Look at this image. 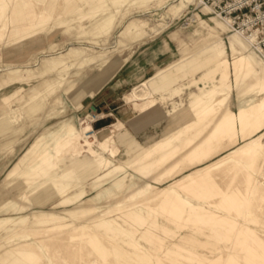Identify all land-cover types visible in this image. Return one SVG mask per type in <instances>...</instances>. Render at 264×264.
<instances>
[{
  "label": "rangeland",
  "instance_id": "obj_1",
  "mask_svg": "<svg viewBox=\"0 0 264 264\" xmlns=\"http://www.w3.org/2000/svg\"><path fill=\"white\" fill-rule=\"evenodd\" d=\"M228 9L227 0H0V125L7 126L0 132V217L14 218L0 219V264H264V79L249 69L235 73L230 64L251 50L261 65L264 58L252 41L248 45L234 33L244 29H237V22L231 28L222 24L236 13ZM252 33L255 37L254 31L245 35ZM183 45L204 50L164 71L182 93L172 103L165 98L139 112L124 94L157 65L177 61ZM124 58L100 90L79 99L90 82ZM219 60L222 73L215 87L190 85ZM207 89L177 124L170 112ZM218 99L228 101V112L199 122V109ZM238 108L247 116L226 126L223 121ZM84 119L93 127L85 138L80 135ZM101 119L107 122L102 127ZM118 120L141 145L185 126L182 145L195 152L214 146L210 156L169 157L178 173L149 178L155 188L133 197L136 210L147 208L165 220L124 221V210L106 213L117 207V198H106L114 178L137 179L132 165L138 156L117 162L128 155L110 125ZM63 121L70 122V131L62 129L57 144L80 153L62 154L50 174L28 184L38 150ZM112 133L114 141L105 146L94 141L93 134L100 141ZM189 137L195 140L189 143ZM90 146L91 158L102 164L83 175L67 159L88 156ZM25 154V163L8 176ZM68 175L73 183L60 194L53 177ZM45 192L49 195L42 199ZM81 193L94 199L97 209L69 216L65 209L77 207ZM105 218H116L119 228Z\"/></svg>",
  "mask_w": 264,
  "mask_h": 264
},
{
  "label": "crops",
  "instance_id": "obj_2",
  "mask_svg": "<svg viewBox=\"0 0 264 264\" xmlns=\"http://www.w3.org/2000/svg\"><path fill=\"white\" fill-rule=\"evenodd\" d=\"M242 40V39H241ZM202 49L200 46L195 45L190 49H186V47L183 45L178 49V53L180 54V57L177 61L173 63H169L168 65L161 67L163 65H157L155 69L145 78H143L140 82L133 85L130 92H127L124 94V97L126 100H132L134 107L138 109L139 112L145 111L146 109L154 106L158 101L164 100L165 98H170L171 103L174 100V97L180 95L182 93L181 85H179L178 82L171 83V77L173 75L165 74L164 71L169 69L174 64L181 62L188 58L189 56L193 55L196 52H199ZM205 58L204 56L202 57ZM126 58L118 61L116 66L111 71H105L98 75V77L93 81L90 82L88 86L84 89V91L81 93L80 98L83 96H93L100 88L119 70L121 65L125 62ZM171 61V60H170ZM222 60H219L216 62L211 68H209L206 72H204L202 75H200L198 78H194L193 81L190 83V85H198V87L201 88H207L209 84H213L215 87L218 82V77L221 76L222 69L219 65H221ZM159 67V68H158ZM121 70V69H120ZM90 80V79H89ZM170 81V82H169ZM189 86V85H188ZM143 87V88H142ZM144 90V91H141ZM207 89L206 91H202L200 94H195L192 96L190 100V104L188 106H185L183 109L180 108H174L170 113H173L177 124L181 123L182 120L185 118L186 113L194 106V104L199 101V99L208 93ZM146 93V94H145ZM141 100V101H138ZM168 111V110H167ZM86 116H95L92 113H87ZM81 122V120H80ZM84 122L86 123L87 127V133H90L93 131L92 123L89 119H84ZM106 119H101L99 121L100 127L106 125ZM122 122L120 120L112 122L110 125L112 127H116L117 138L125 143L126 145V152L128 153L127 157L124 160H119L117 162L120 163H127L131 160H133L135 157H137L136 161L133 163V173L137 176V179L130 177L126 179V174H121L118 177L114 178L113 184H112V190H109L107 200H111L114 198H117L115 204L116 209H108L106 213L110 214L113 212H118L121 210H124L125 214L123 220H149L151 221L152 218L155 220H165L164 217L160 216H151L154 212L147 208H142L139 210H136L137 207H139L138 202L133 203V200L135 195L144 194L147 190L150 188H155V186L150 182L149 178L154 179V181H159L160 179H167L171 176H174L175 173H178L179 171V165L173 159L171 163H169L168 158H176V157H190L193 154H205L206 156L212 155V151L214 150V146L209 149V144H207L205 147H203L202 150H196L192 148L190 144H188L186 147L185 144H181L182 141H184V127L168 133L165 137H163L161 140L159 138H155L152 141H150L148 144L141 145L139 142H137L133 137H131L126 129H121ZM176 124V125H177ZM70 122L69 121H63L60 123L59 129L54 133L52 136V139L50 142L44 144L39 150H38V156L35 159L34 163V171L28 175L26 178V182L28 184H31L34 180L46 176L52 172L54 169L56 162L55 160L61 156L62 154L70 153V156H73L74 154H79L80 152H75L67 149L66 141L61 143L58 142L57 144V137L60 136L63 132L62 129H66L67 132L70 131ZM7 126L0 125V132L6 131ZM62 131V132H61ZM94 141L100 142L99 144L101 146H105L106 142L108 140L114 141V133L108 134L103 136L101 139L98 140L97 136L93 134ZM41 136H38L35 140V142L38 144L40 142ZM54 142L53 148L49 146V144ZM159 140V141H158ZM195 140L194 138L189 137L187 141ZM153 141H156L153 145H151L148 149L145 151H142L144 148H146L148 145H150ZM93 143V141H92ZM157 143V144H156ZM92 146V145H91ZM88 148V151H86L89 155L84 156L81 158H68L69 162L71 163L72 168L77 171L78 173H81L83 175H89L95 172L102 162L99 159L91 158V156H95V151L92 147ZM112 153L114 154L116 152L115 145L111 146ZM104 149V148H103ZM202 151V152H199ZM132 152V153H130ZM27 158V154H25L21 160L20 163H17L14 166V169L8 174L10 176L17 168L25 163ZM104 166H106V163H104ZM28 170H24L20 175H24L27 173ZM134 176V175H133ZM54 186H56L59 190L60 194H64L65 191L70 187V185L73 183L72 176L68 175L67 177H64L62 179H55L53 177ZM137 188L139 190H142V193H131L128 190ZM49 195L48 192H45L44 194H41V198L45 199L46 196ZM82 193L78 195L77 197H80L78 206L72 209H65V212L69 216H79L81 215H89L92 212H94L97 209V203L92 198H81ZM39 197V198H40ZM102 197V195H101ZM101 197H98V200L101 199ZM66 200H64L62 203H65ZM68 202V199H67ZM134 210V211H133ZM142 210V212H139ZM132 211V212H130ZM39 213V212H37ZM43 213V212H40ZM55 214V213H54ZM57 215V214H56ZM136 215H138L137 218ZM150 215V216H149ZM61 216V215H60ZM14 219L12 217H0L2 220H9ZM63 218H66V216H63ZM16 219V218H15ZM108 220H111L113 227L119 228V223L116 221V218H105Z\"/></svg>",
  "mask_w": 264,
  "mask_h": 264
},
{
  "label": "bare ground",
  "instance_id": "obj_3",
  "mask_svg": "<svg viewBox=\"0 0 264 264\" xmlns=\"http://www.w3.org/2000/svg\"><path fill=\"white\" fill-rule=\"evenodd\" d=\"M230 18H232V17L229 16V18L222 19V24L226 28H231L232 27V22H233L232 19L233 18L232 19H230ZM237 29H242V28H237ZM252 31H254L256 33V30H252ZM234 33L236 35L240 36V39H242V41L246 42V44H248V45H250V42L254 38V33L250 34L249 36H246L245 34H248V33H245L244 34V29L238 30V31H234ZM252 53H253V51L251 50V52L248 53L247 55H239V56H236L235 58L232 59V61H230V64H232V66L234 67L235 73H238V72H240L243 69H249V71L247 70L248 73L250 71H255L257 74H260V75L263 74V76L262 75L261 76L264 79V65H261L258 60L254 59L253 58L254 56L251 55ZM223 62H226V61L223 60ZM261 82H262L261 83L262 84V87H264V80H262ZM141 91H144V90H141ZM214 92H215V90L212 89L211 90V93H214ZM262 102L264 103V98L262 99ZM215 104H217L219 106L218 109H215L214 108V105ZM228 110H229L228 101L226 99H218V100H216L215 103H209V104L203 105L199 109V111H198V113H197L196 116L198 117V121L201 122L202 120H204L208 116L216 117V116H219L222 113H227ZM246 116L247 115H246V112L244 111V109L238 108V111L234 112V115L233 116H227L226 119L223 121V123L226 126L227 125H232L233 123L236 122L237 118L240 119V120H242ZM80 124H83V123H80ZM87 132H88L87 131V128L86 127H83L81 129V131H80V135H82L85 138L86 137L85 134ZM163 192L165 193L166 192V189H165V191L163 190ZM172 195H175L176 197H178V193H175L174 192V194L172 193ZM169 201H171V198H169ZM246 204H247V200H246Z\"/></svg>",
  "mask_w": 264,
  "mask_h": 264
},
{
  "label": "built area",
  "instance_id": "obj_4",
  "mask_svg": "<svg viewBox=\"0 0 264 264\" xmlns=\"http://www.w3.org/2000/svg\"><path fill=\"white\" fill-rule=\"evenodd\" d=\"M228 12H236L233 15V22L248 30H256L252 40L255 48L264 58V0H227ZM232 22V23H233Z\"/></svg>",
  "mask_w": 264,
  "mask_h": 264
},
{
  "label": "water",
  "instance_id": "obj_5",
  "mask_svg": "<svg viewBox=\"0 0 264 264\" xmlns=\"http://www.w3.org/2000/svg\"><path fill=\"white\" fill-rule=\"evenodd\" d=\"M91 107H92L93 109H95V106H94V105H91Z\"/></svg>",
  "mask_w": 264,
  "mask_h": 264
}]
</instances>
